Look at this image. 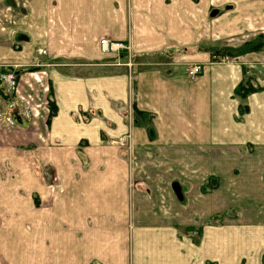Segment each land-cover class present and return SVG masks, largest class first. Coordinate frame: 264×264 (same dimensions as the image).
Segmentation results:
<instances>
[{
	"label": "crops",
	"instance_id": "0c3cea01",
	"mask_svg": "<svg viewBox=\"0 0 264 264\" xmlns=\"http://www.w3.org/2000/svg\"><path fill=\"white\" fill-rule=\"evenodd\" d=\"M0 11L56 105L47 121L28 114L20 74L16 91L0 85V264H264V209L237 185L264 149V65L211 48L264 30V0H0ZM102 37L131 44L130 69ZM245 79L263 90L237 95ZM23 125L27 152L12 134ZM127 133L130 154L110 142Z\"/></svg>",
	"mask_w": 264,
	"mask_h": 264
},
{
	"label": "rangeland",
	"instance_id": "374dc122",
	"mask_svg": "<svg viewBox=\"0 0 264 264\" xmlns=\"http://www.w3.org/2000/svg\"><path fill=\"white\" fill-rule=\"evenodd\" d=\"M7 14L8 15H6V13L4 14L5 19H7V17L10 15V12ZM8 22L10 21L8 20ZM10 32L11 29L2 30L0 28V67H11L17 71L18 75H21L18 85V93L24 103L27 98L30 101L27 103V105L30 107L28 114H30V109L34 105V107H37L36 109L38 111L41 110V116L50 118L51 116L48 115L49 112L47 113V108L49 109L47 98L48 90H46L47 92H43L40 85H45V83L49 81V77L45 74H42L40 70H38L41 67L36 65L37 61L17 59L18 53L16 52V48L13 45ZM220 38V41L225 42V44L220 45L223 47L220 50L216 49L219 44H212L213 46L211 48L213 53L221 51V53L226 54L227 58H230L231 61L241 60L245 65L249 62V60H252L259 65H264V30H260L259 33L251 32V34L247 36L242 33H228L225 37H217V39ZM261 75L264 78V70H262ZM249 80L250 79H245L241 82V93H244L243 95L246 96L247 92H251L255 89L260 91L263 90V86L261 84L253 85L249 82ZM48 89L52 92V88L48 86ZM23 126L24 129L18 127V130H14L12 133L14 138L19 143L17 148H19L21 151H25L28 148L27 126ZM124 142L125 141L121 142L122 145ZM254 158L255 159L252 161V165H249V167H251L249 172H244V168H241L242 177L241 180L237 181L238 188L241 191L238 194V198L242 201L245 200L246 202L248 199H251L250 201L258 205L260 203L261 209H264V175L262 170L264 169V149H261L258 157L256 158L254 156ZM235 201V197L228 195L229 203L234 202L235 204Z\"/></svg>",
	"mask_w": 264,
	"mask_h": 264
},
{
	"label": "built area",
	"instance_id": "2783aa9c",
	"mask_svg": "<svg viewBox=\"0 0 264 264\" xmlns=\"http://www.w3.org/2000/svg\"><path fill=\"white\" fill-rule=\"evenodd\" d=\"M99 50L101 52H105V53H115L117 55H119L120 53L124 54L126 56V61L124 62V64L128 67V69H130V67L133 65L132 62V48H131V44L128 41H122V40H115V39H110L108 37H102L99 40ZM213 58H216L218 61H225L227 60V56L222 55H213ZM4 68V71H0V85H2L4 87V89L8 90V91H12L14 89V91H16V84H17V80H18V74H16V71L14 69H12L11 67L8 68L6 66L1 67ZM203 69V63L200 62H194L191 63L187 66L186 68V73L189 77L194 78L197 77ZM30 102L29 99H27L25 101L26 105L27 103ZM29 107V105H27ZM33 110V107H31L30 112ZM130 110V108H129ZM8 119V118H7ZM129 120L132 121V116H129ZM126 137V141L124 142L126 144V147L129 151V154L131 152V148H132V144L130 141V135L129 133H127V135H125ZM110 142L112 143H119V142H123L121 140L118 139H111Z\"/></svg>",
	"mask_w": 264,
	"mask_h": 264
},
{
	"label": "trees",
	"instance_id": "16d2710c",
	"mask_svg": "<svg viewBox=\"0 0 264 264\" xmlns=\"http://www.w3.org/2000/svg\"><path fill=\"white\" fill-rule=\"evenodd\" d=\"M16 74H18L17 71H16ZM241 90H242L241 89V83H239L235 89V92L237 93V95L243 97L245 95H243L244 93H241L242 92ZM47 98H48V103H49V114L48 115L53 116L56 112V105L54 103V100L51 98V91L50 90H48ZM50 118L48 117L47 121H49Z\"/></svg>",
	"mask_w": 264,
	"mask_h": 264
}]
</instances>
